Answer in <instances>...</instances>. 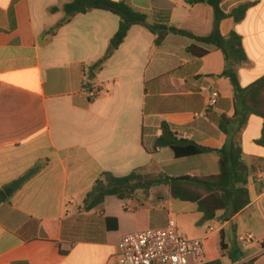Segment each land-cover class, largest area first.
Here are the masks:
<instances>
[{
    "label": "crops",
    "instance_id": "crops-1",
    "mask_svg": "<svg viewBox=\"0 0 264 264\" xmlns=\"http://www.w3.org/2000/svg\"><path fill=\"white\" fill-rule=\"evenodd\" d=\"M72 1L0 0V191L6 195L0 203V264H119L125 234L163 228L170 219L189 239L224 234L227 249L220 254L215 246L217 257L204 264H264L263 120L251 115L239 125L235 90L222 76L223 52L176 34L156 46L155 35L135 25L96 66L121 19L91 10L68 20L64 6ZM127 2L146 13L149 24L196 37H208L215 26L214 10L205 3ZM244 4L245 19L224 18L219 30L242 38L248 62L238 67V77L247 89L264 77V0H225L221 7L228 14ZM192 45L209 52L194 56ZM85 83L96 91L93 98ZM213 91L219 98L209 107ZM223 115L234 121L230 135L248 167L250 204L240 213L222 221L219 212L217 219L203 221L196 203L173 199L166 185L153 187L148 198L107 196L85 209L104 173L217 174L215 152L176 158L171 148L155 144L167 124L179 137L221 149L227 139L219 128ZM36 165L41 169L34 177L12 186ZM247 232L255 241L242 247L238 236Z\"/></svg>",
    "mask_w": 264,
    "mask_h": 264
},
{
    "label": "trees",
    "instance_id": "trees-1",
    "mask_svg": "<svg viewBox=\"0 0 264 264\" xmlns=\"http://www.w3.org/2000/svg\"><path fill=\"white\" fill-rule=\"evenodd\" d=\"M225 0H189L191 4L205 3L210 5L215 13V26L208 37H196L193 34L177 29L173 26L161 24H149L146 13L134 9L127 0H73L64 6L67 19L70 20L77 14L91 10H105L120 17L119 30L112 38L107 55L99 61L100 66L112 53L125 41L130 29L135 25L148 28L155 35V45L160 46L167 35L176 34L188 36L198 42L214 46L221 50L225 56L226 67L222 76L228 78L235 90L237 97L236 114L240 119L239 125H244L251 115H256L263 120L261 143H264V77L257 80L249 88L243 89L239 82L238 67L248 62L241 36L233 31L225 37L219 30V23L227 17H233L236 23L242 22L249 9L248 4L239 5L230 13H225L221 7ZM194 56L203 57L209 50L192 45L188 48ZM85 88L91 90V86L85 83ZM233 119L221 116L219 128L227 136L221 149H210L198 145L192 140L179 137L167 124L162 125V134L156 141V148L169 147L176 158L201 155L215 152L218 155L219 172L209 176H180L172 177L163 172L143 173L134 171L124 177H116L110 173H104L97 179L93 189L88 193L85 201V209L90 210L103 204L107 196H116L119 199H131L138 193L149 197L150 190L156 186L166 185L173 199L184 202L196 203L198 212L203 215V221H211L218 218V213L223 212L222 221H226L240 213L250 204L248 184V167L242 160V148L240 144L231 138L229 127ZM41 169L36 165L25 175L15 181L12 186L19 188L34 177ZM6 198L0 191V203ZM206 258L215 259L214 252L217 246L221 254L227 249L225 237L220 233L218 237H209L203 242ZM245 264H253L250 261Z\"/></svg>",
    "mask_w": 264,
    "mask_h": 264
},
{
    "label": "built area",
    "instance_id": "built-area-1",
    "mask_svg": "<svg viewBox=\"0 0 264 264\" xmlns=\"http://www.w3.org/2000/svg\"><path fill=\"white\" fill-rule=\"evenodd\" d=\"M87 92L91 98L96 95L95 90ZM218 98L219 92H211L209 107L215 106ZM254 241V235L249 232L238 236L242 247ZM117 260L119 264H204L206 254L203 240L187 238L176 220L170 219L163 228L125 234L118 244Z\"/></svg>",
    "mask_w": 264,
    "mask_h": 264
},
{
    "label": "rangeland",
    "instance_id": "rangeland-1",
    "mask_svg": "<svg viewBox=\"0 0 264 264\" xmlns=\"http://www.w3.org/2000/svg\"><path fill=\"white\" fill-rule=\"evenodd\" d=\"M181 219L184 220L185 218L184 217L183 218L181 217ZM189 219H190V216L188 215L187 218H186V221L187 220L189 221Z\"/></svg>",
    "mask_w": 264,
    "mask_h": 264
},
{
    "label": "water",
    "instance_id": "water-1",
    "mask_svg": "<svg viewBox=\"0 0 264 264\" xmlns=\"http://www.w3.org/2000/svg\"><path fill=\"white\" fill-rule=\"evenodd\" d=\"M7 193V192H6Z\"/></svg>",
    "mask_w": 264,
    "mask_h": 264
}]
</instances>
